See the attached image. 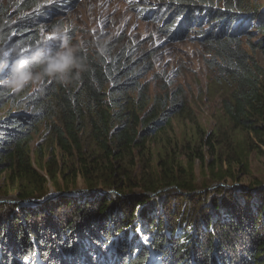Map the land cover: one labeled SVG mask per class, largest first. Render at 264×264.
Wrapping results in <instances>:
<instances>
[{"label": "trees", "instance_id": "1", "mask_svg": "<svg viewBox=\"0 0 264 264\" xmlns=\"http://www.w3.org/2000/svg\"><path fill=\"white\" fill-rule=\"evenodd\" d=\"M28 2L19 11L31 9ZM175 2L186 24L200 12L217 22L200 40L216 82L231 90L222 101L225 126L194 142L168 139L173 120L186 113L181 88L151 97L141 78L152 69L148 54L133 63L130 50L109 46L78 50L86 70L67 85L43 78L31 93L0 89V110L11 105L0 119L1 197L41 201L0 203V264H264V188L218 187L214 202L197 192L207 189L198 186L200 178L236 182L251 171L253 154L264 157V73L241 37L223 28L230 16L236 22L258 10L251 0ZM9 10L0 5V46L12 37L6 49L18 56L43 49L29 32L40 13L13 20ZM257 29L264 33L263 21ZM15 54L3 57L0 79ZM150 142L157 144L151 150ZM79 179L84 194L50 200L49 188L70 191ZM99 186L115 194L92 193ZM161 198L172 205L159 211Z\"/></svg>", "mask_w": 264, "mask_h": 264}, {"label": "rangeland", "instance_id": "2", "mask_svg": "<svg viewBox=\"0 0 264 264\" xmlns=\"http://www.w3.org/2000/svg\"><path fill=\"white\" fill-rule=\"evenodd\" d=\"M27 1L32 8L19 11L18 6L22 7ZM0 5L10 9L13 20L22 17L20 14L24 17L40 13L33 21L35 27L29 32L37 38V48L42 47L47 52L55 51L60 47V41L53 34L52 26L62 20L66 24L71 22L73 25L66 33V39L76 48V52L78 50L99 51L103 46H109L113 52L122 49L130 50L133 63H137L143 55L148 54L147 61L152 69L141 74L143 82L148 86V94L152 97L181 88L187 102L184 117L173 120L172 128L166 131L168 139L185 135L191 137L194 142L195 136L206 138L217 127L225 126L221 120L222 101L229 96L231 90L216 82L215 71L210 69L207 63L210 56L204 47L206 44L200 40L217 25V22L208 15L200 12L195 15L191 23L186 24L183 16L180 17L175 0H0ZM251 6V10H258V15L248 14L249 18H247V15L239 14L241 19L236 22L230 16L224 20L223 28L226 27L227 30L230 28L229 32L233 31V34L241 37L240 40L244 43L246 52L264 73V33L257 29L260 21L264 23V0H251ZM219 9L222 7L220 6ZM171 24L172 27H170ZM167 27H170L172 35L165 32ZM11 38L10 42L8 41L9 44L13 43ZM9 44L7 42L2 44L0 50L6 49ZM138 67H141V63ZM40 85V80L30 82L22 90L31 93ZM0 106H2L1 103ZM9 112H11V105L0 110V119L6 117ZM228 128L229 126H226L225 130L228 131ZM39 143L40 139L36 137L32 144V157L37 169L35 149ZM160 144L162 141H159L158 145ZM156 145L150 142L148 148L151 150ZM46 149L45 159H47L49 147ZM250 169L247 175L240 176L236 182L227 180L220 183L222 186L218 187L240 188L248 192L251 185L257 183L254 189L264 188V157L253 154ZM200 185L201 189L204 187L207 189L197 192L204 193L207 202H214L219 184L211 183L210 185L200 178L198 186ZM1 190L5 191L3 180L0 181V201H4L2 203L19 206L41 204V201L36 198L32 199L34 201L32 204L20 203L16 193L1 197ZM86 191V184L81 179L70 191L56 193L49 188L50 200L64 194L70 195V193L80 196ZM92 193L105 196L114 192L112 190L106 192L102 186H99L94 192L92 190ZM159 201L157 206L159 211L169 203L172 205L164 198ZM179 203L182 206L186 205L181 201ZM131 205L132 203H129L127 208ZM122 208L126 206L123 205ZM137 235L139 240L145 241L146 238L142 235L140 226L137 227ZM154 259L157 263L160 260L156 256Z\"/></svg>", "mask_w": 264, "mask_h": 264}, {"label": "clouds", "instance_id": "3", "mask_svg": "<svg viewBox=\"0 0 264 264\" xmlns=\"http://www.w3.org/2000/svg\"><path fill=\"white\" fill-rule=\"evenodd\" d=\"M72 23L57 21L52 26V32L60 41V47L52 52L38 49L29 57L18 56L15 49L0 50V71L6 66L9 54H15V59L6 76L0 79V89L11 92H19L30 82L43 78H52L67 85L73 79H79L86 70L84 62L76 55V48L69 44L66 33L72 27Z\"/></svg>", "mask_w": 264, "mask_h": 264}, {"label": "water", "instance_id": "4", "mask_svg": "<svg viewBox=\"0 0 264 264\" xmlns=\"http://www.w3.org/2000/svg\"><path fill=\"white\" fill-rule=\"evenodd\" d=\"M221 184H219V185H217V187L218 186H220ZM222 186V185H221ZM167 189H165V190H163V191H166ZM161 192V191H160ZM159 193V192H158ZM2 202H4V201H0V203H2ZM20 203H23V204H32V203H34V201L33 200H22Z\"/></svg>", "mask_w": 264, "mask_h": 264}]
</instances>
